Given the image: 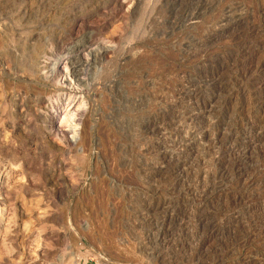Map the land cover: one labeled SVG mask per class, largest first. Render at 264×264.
Segmentation results:
<instances>
[{"label": "rangeland", "instance_id": "1", "mask_svg": "<svg viewBox=\"0 0 264 264\" xmlns=\"http://www.w3.org/2000/svg\"><path fill=\"white\" fill-rule=\"evenodd\" d=\"M263 130L264 0H0V264H264Z\"/></svg>", "mask_w": 264, "mask_h": 264}, {"label": "bare ground", "instance_id": "2", "mask_svg": "<svg viewBox=\"0 0 264 264\" xmlns=\"http://www.w3.org/2000/svg\"><path fill=\"white\" fill-rule=\"evenodd\" d=\"M84 24H85V22H84ZM89 38H90V35H89ZM91 46H92L91 43L88 44V45H87V43L80 44L74 50H71V51H68L67 53L62 54L63 66L61 67V66L57 65L55 67L56 73L59 74V75L64 76L65 80H67V79H69L71 81L74 80V81L77 82V85L81 84L84 81V79L82 77L83 71L87 68V66H89L91 64L90 59H93L95 53L99 52L98 48H94V46H93V48H91ZM105 49L106 48H104V50ZM61 52H63V51H61ZM72 92L75 93L76 91H72ZM69 106L70 105L65 106V111H63L60 114V117H61V115H63V117H62L63 119H69V117H68L69 113H70L71 116H73L75 114V110L72 111V108L69 109ZM246 130H248V129H246ZM82 143L84 145L88 144V140H87L86 136H84L82 138Z\"/></svg>", "mask_w": 264, "mask_h": 264}]
</instances>
